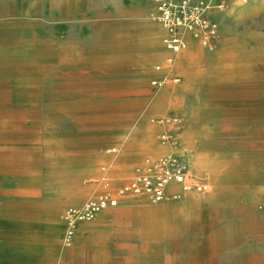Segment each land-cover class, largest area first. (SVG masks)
Returning <instances> with one entry per match:
<instances>
[{
	"label": "rangeland",
	"instance_id": "1",
	"mask_svg": "<svg viewBox=\"0 0 264 264\" xmlns=\"http://www.w3.org/2000/svg\"><path fill=\"white\" fill-rule=\"evenodd\" d=\"M172 1L178 53L155 0H0V264H264V0ZM163 146L204 191L68 235L102 165Z\"/></svg>",
	"mask_w": 264,
	"mask_h": 264
},
{
	"label": "built area",
	"instance_id": "2",
	"mask_svg": "<svg viewBox=\"0 0 264 264\" xmlns=\"http://www.w3.org/2000/svg\"><path fill=\"white\" fill-rule=\"evenodd\" d=\"M155 3L158 18L168 33L166 46L172 53H178L185 48L179 30L182 22L172 21L171 1L155 0ZM211 32L213 27H210L209 33ZM167 60L170 61L171 58ZM159 137L160 143L171 148L176 146L172 135L163 133ZM101 187L100 191L88 198L80 207L69 208L66 211L68 235L74 232L77 222L91 220L99 212L116 206L122 195H143L152 202H159L169 197L179 199L182 193L191 189L204 191L207 183L204 180L191 179L184 162L171 152L155 158H145L141 164L134 167L132 175L120 185L113 187L108 179H103Z\"/></svg>",
	"mask_w": 264,
	"mask_h": 264
},
{
	"label": "crops",
	"instance_id": "3",
	"mask_svg": "<svg viewBox=\"0 0 264 264\" xmlns=\"http://www.w3.org/2000/svg\"><path fill=\"white\" fill-rule=\"evenodd\" d=\"M160 142V141H159ZM165 149H167V152L169 153V152H171V148H169L168 146H163ZM113 152H115V147H112V148H110L109 150H108V153H113ZM147 157H150V158H155V157H159V156H153V155H150V156H146V157H144L143 159H142V161L139 163V164H141L142 162H143V160L145 159V158H147ZM90 162V161H89ZM109 162L110 163H107V164H104V165H102L101 167H100V172H99V174H98V177L99 178H97V180H96V182L98 183V185H97V190L93 193V194H91L88 198H90L91 196H93L95 193H97L98 191H100L101 190V186H102V180L103 179H108L109 181H110V183H111V185L113 186V187H115V186H117V185H119V183H122L123 181H125V180H127L130 176H131V174H132V172H133V170H132V172H131V174H130V176H127V177H125L124 179H122L118 184H115L114 183V180L112 179V177L113 176H111L110 177V171H111V166H112V164L114 163V159H112V160H109ZM139 164H137V165H139ZM134 169V168H133ZM87 198V199H88ZM86 199V200H87ZM120 200V199H119ZM126 202V201H125ZM167 208H169V206H164L162 209H167ZM102 212V211H101ZM100 213V212H99ZM87 225H82V227H86ZM72 249V248H71ZM73 250V249H72ZM65 252V251H64ZM73 255V254H72ZM71 255V256H72Z\"/></svg>",
	"mask_w": 264,
	"mask_h": 264
},
{
	"label": "bare ground",
	"instance_id": "4",
	"mask_svg": "<svg viewBox=\"0 0 264 264\" xmlns=\"http://www.w3.org/2000/svg\"><path fill=\"white\" fill-rule=\"evenodd\" d=\"M169 1L173 2L172 0H169ZM172 5H173V3H172ZM173 7H174V6H173ZM173 12H174V10H173ZM191 28H192V27H191ZM191 28H187V29H186L185 36H186L187 34H189L191 37H192V36L196 37V36L194 35V33L191 34V33L189 32V31L192 30ZM172 150H173V148H172Z\"/></svg>",
	"mask_w": 264,
	"mask_h": 264
}]
</instances>
